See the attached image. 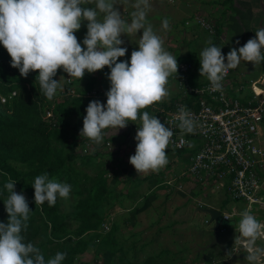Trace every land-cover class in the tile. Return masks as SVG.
I'll return each instance as SVG.
<instances>
[{"label": "clouds", "instance_id": "1", "mask_svg": "<svg viewBox=\"0 0 264 264\" xmlns=\"http://www.w3.org/2000/svg\"><path fill=\"white\" fill-rule=\"evenodd\" d=\"M132 7L129 19L120 10L121 0H0V45L20 76L26 78L30 72H38L35 80L49 101L62 89L64 78L54 79L58 69L79 82L86 71L109 68L106 103L89 102L79 137L100 144L129 123L139 121L135 154L129 157V163L136 173L144 174L158 172L168 164L166 150L174 132L157 116L142 110L170 97L167 85L170 77H176L178 63L148 21L149 0H135ZM84 21L87 31L81 43L75 33ZM161 29L170 30L168 18L162 20ZM139 32L142 35L136 40ZM122 35L133 37L138 50L132 51L129 61L117 62L127 52ZM198 60L200 77H205L214 91H222L226 74L242 61L254 67L264 62V28L257 29L255 37L242 47L230 49L226 57L221 47L209 40ZM175 119L184 133L195 131L196 119L185 106H180ZM14 186L11 179L3 185L8 219L0 223V264H62L65 252L58 251L46 260L38 246L25 243L22 233L27 230L32 211L26 197ZM32 188L35 204L47 202L49 207L58 197L69 199L72 192L70 184L50 179L47 173L36 176ZM239 216L235 240L245 243L248 264H257L264 258V247L257 245L264 235V224L248 209Z\"/></svg>", "mask_w": 264, "mask_h": 264}, {"label": "rangeland", "instance_id": "2", "mask_svg": "<svg viewBox=\"0 0 264 264\" xmlns=\"http://www.w3.org/2000/svg\"><path fill=\"white\" fill-rule=\"evenodd\" d=\"M122 1L124 0H121L120 10L125 17L130 19V13L133 10H129L130 6L124 5L126 2ZM129 1L130 3L135 2V0ZM186 1L187 0H149L151 10L147 18L157 34L162 37L165 50L177 57L178 67L181 63L189 67V79L191 83L201 84L208 81L205 77H200L199 75L200 64L198 60L199 53L201 49L206 46V42L211 40L213 44L221 47V52L225 57L230 49L236 48V43L234 41L230 42V39L226 40L224 37L222 38L220 25L214 18L206 20V17L204 18L202 15L199 17L213 28L212 31L206 28L205 30L204 27L198 24L196 25L195 22H193L194 20L185 14ZM180 3L182 5H179ZM163 5L170 6V9L164 10ZM174 8H178V10ZM160 10H164L165 13L168 12L169 16L176 12L180 13L175 23L170 21L171 25L168 31H163L161 29V23H158V14ZM155 16L157 17L155 18ZM86 25V21L82 22L81 28L75 33L78 41L81 43L86 35ZM217 28H219L220 31L218 37L216 34ZM141 35L142 32L137 33L136 40H138ZM121 39L124 41L122 46L127 48V52L124 57L118 58L117 62L121 60L129 61L132 51L138 50V46L133 37L122 35ZM242 46L243 44H240V47ZM109 73L110 69L107 67L94 73H88L86 71L82 79L78 82L75 78H69L68 74L65 73L63 69H58L54 79L59 80L63 77L67 80H61L62 89L58 90L53 100L49 101L45 96H39L37 101L39 117L42 119L43 117L45 118V112L47 110H51L56 105L67 101L69 98L72 99L85 94V92L86 95L84 98L87 101V105L93 100L106 103L107 98L105 93L110 88V83L107 79ZM180 78L181 74L178 68L176 77H170L167 85L170 91V97L142 111H149V108L153 111L154 107L172 105L181 99L182 88L179 85ZM263 80L264 62L254 67L251 62L242 61L236 69L230 70L229 88L231 92H229V95L231 97H238L242 102L251 101L254 95L252 91L253 87L256 94L260 95L263 93L259 90L260 83ZM68 89L72 92L70 96L65 94ZM92 92H95V94L91 95ZM88 94L91 95V97L87 98ZM85 115L86 112L82 114V119ZM135 124H139V121L129 123L126 128L122 129V135L126 134L127 136V134L130 133L127 128H132ZM67 133L68 136L66 141L69 150L65 148L63 153H60L59 156H71L68 164L69 166L73 165V171L70 170L72 175L69 174L68 171H65L61 173V178L56 176L49 177L50 179L54 178L59 182L68 183L72 186L69 199L64 200L59 197L57 198V202L60 205V216L70 221L76 220L85 224L87 222V216L97 214V216L101 218V221L97 222L95 219H92L89 223L95 225V230L86 232L82 237L71 236L66 240L54 242L49 240L47 236H44L39 240L38 245L46 260L53 257L55 253L59 251L65 252L66 254L71 252L75 253L72 257V264H132L130 259L136 258L137 261L133 264H211L214 262L212 260L207 262V260L202 258V254L197 252V249L194 247V244L201 245L205 238L203 232V218L207 215L199 212L196 213L194 231L191 230V234L189 235L175 233L172 237L165 238L164 243H166V247L170 250L166 249L163 251L155 247L149 249L147 252L149 253L150 258L148 259H151L150 261L148 259L145 260V255L139 258L140 254H143L144 251H138L134 247V249L131 250L129 248L130 246L128 248L120 246L121 249H117L116 246L119 244L114 245L113 241L117 243L118 237L120 238V243L127 242V245L137 243V233H123L121 230L120 227L122 226V222H124L125 219H129H123L122 214L127 209L136 210L141 205L143 206L144 198L152 199L155 197V194L158 193V195L162 196L160 199V206H158L161 208V214L165 216L171 209H174L173 213L179 216L181 214H186L187 211H192L193 207L219 208L225 200L223 197H226L222 187L200 185L194 182L193 179L183 175L185 167L182 166L183 160L180 162L176 161L180 160L178 159L179 156L177 153L168 155L167 152L169 162L158 172L141 174L136 173V170L130 165L129 157L132 155H129L126 149L113 152L119 145L116 144L112 146L113 143L108 137L100 144H97L99 148L96 149L94 147L96 143L85 137L84 139L83 136L79 137L72 129L68 128ZM107 142L112 144H110V151L113 154L108 153L109 150L105 149V143ZM84 151L86 152L84 153ZM97 151L101 153L98 155L99 157L95 156ZM188 152L189 151L184 153ZM116 153H118L117 156L119 155V157H117L115 161L113 157ZM98 159H101L106 164L104 167L105 176H101L99 182L95 184H91L90 181H84V175L88 177L94 176L95 166L89 164V162L93 160V163H95ZM177 167H179L180 170L176 171L175 168ZM19 169L24 171L27 170L25 166H20ZM78 172H80V174H78ZM147 179L150 180V182L153 181V179L158 182V191L154 190V186L152 187L150 182V185L147 187L143 184L141 185V183H144ZM21 182L27 184L28 178L21 180ZM262 192L264 195V187ZM132 196H137L141 202H133ZM4 198L5 197L0 196V223L7 222L6 215L1 212V207H4ZM244 204L245 206H241V209L251 208L250 211L258 209L257 205L248 207L247 203ZM104 226H107L109 230L105 231L103 229ZM42 228L44 230L43 226ZM210 232L212 233V231H209L207 234L210 235ZM187 238L189 240H187ZM140 241H142V238ZM105 254H107V256ZM217 256L218 255L212 257L217 260L219 259ZM215 262L217 263V261Z\"/></svg>", "mask_w": 264, "mask_h": 264}, {"label": "built area", "instance_id": "3", "mask_svg": "<svg viewBox=\"0 0 264 264\" xmlns=\"http://www.w3.org/2000/svg\"><path fill=\"white\" fill-rule=\"evenodd\" d=\"M194 22L204 29H213L199 17H195ZM178 68L181 99L170 109L153 108V115L174 132L166 152L182 154L189 151L183 175L200 185L222 187L227 200L244 202L248 207L264 204L259 197L264 186V80L259 86L263 93L256 94L253 87V99L242 102L229 95L230 71L222 81V91H214L209 81L192 85L186 64L181 63ZM65 94L70 96L72 92L68 89ZM15 96V91L7 96L0 92V104H6ZM180 106L194 114L197 126L193 133H184L178 127L175 115ZM51 117L52 111L47 110L45 118ZM127 130L130 133L124 145L113 152L126 149L129 155L135 154L136 127ZM110 144L107 142L105 149L112 153ZM103 229L109 230L107 226Z\"/></svg>", "mask_w": 264, "mask_h": 264}, {"label": "trees", "instance_id": "4", "mask_svg": "<svg viewBox=\"0 0 264 264\" xmlns=\"http://www.w3.org/2000/svg\"><path fill=\"white\" fill-rule=\"evenodd\" d=\"M219 33L217 28V37ZM10 65L11 59L0 45V92L6 96L13 91L16 92L14 98L4 105L0 104V196L6 197L3 185L9 179L15 182V191L25 195L29 209L32 211L27 222V230L22 233L25 243L31 242L39 247L38 242L44 236L54 242L66 240L71 236L82 237L86 232L95 230V225L89 222L92 219L100 222L101 218L97 214L89 215L86 217L85 224L81 221L67 220L60 216V205L57 201L53 207H49L47 202L42 205L35 204L32 184L36 176L45 173L49 177L58 178H61V173L65 171L72 175L70 170L73 171V165L68 164L71 156L60 157L59 155L67 148L68 128L79 135L83 127L82 114L87 107V101L84 98L86 92L56 105L51 109L52 117L42 119L39 117L37 101L40 95L42 97L44 95L38 81L35 80L38 72H30L25 78L20 76L18 69ZM173 104L162 107L170 109ZM148 112L153 115L150 108ZM98 146L94 144L96 149L99 148ZM99 154L101 153L97 151L95 156ZM89 164L95 166L94 176L84 175L83 180L90 181L91 184L98 183L101 176H105L106 164L101 159L95 163L91 160ZM20 166H25L27 170H20ZM27 178L28 183L23 184L21 180ZM1 212L6 215L7 221L4 207H1ZM73 254L75 253H68L62 264H72Z\"/></svg>", "mask_w": 264, "mask_h": 264}, {"label": "crops", "instance_id": "5", "mask_svg": "<svg viewBox=\"0 0 264 264\" xmlns=\"http://www.w3.org/2000/svg\"><path fill=\"white\" fill-rule=\"evenodd\" d=\"M133 3L134 2L130 3L129 0H126L124 5L130 6L129 10H134L132 7ZM179 5L182 4L180 3ZM163 9H170V6L163 5ZM174 9L178 10V8ZM164 10H160V13L158 14V23H162L164 18H168L169 21L173 23L178 20L177 18L180 14L179 12L169 16L168 12L165 13ZM185 11V14L190 16L192 20H194L195 17H200V15H202L204 18L206 17V20L209 18H214L215 21H217L220 25L222 38L224 37L226 40L230 39V42L234 41L235 43L236 41H239L238 44L236 43V48L240 47V44L244 45L249 39L254 38L257 29L264 28V0H187ZM156 17L157 16H155V18ZM122 133V129H120L116 136L109 138L113 145L117 144L120 147L124 145L126 134L122 135ZM171 153L173 152H168V155ZM117 154L118 153H116L113 157L115 161L117 160V157H119ZM189 154L190 153L178 154V159L180 160H176L178 162L183 160L182 166H184L185 169L187 168ZM175 170L177 171L180 169L177 167ZM149 182L150 180L147 179L144 183L142 182L141 185L143 184L145 187H147L152 184L151 186H154V190L158 191V182L154 179L150 182V184ZM262 189L259 193V197L263 201L264 195L262 194ZM161 198L162 196L158 195V193L155 194V197L152 199L144 198V205H141L138 209H136L137 211L133 209H127L122 214L123 219H129H125L124 222H122V226L120 227L121 230L123 233H137L138 238L136 240L138 241L137 243L127 245V242L120 243V238L117 237V243L116 241H113L114 245L119 244L116 246L117 249H121L120 246L125 248L130 246L129 248L131 250L135 248L138 251H144L143 254H140L139 258H141L142 255H145L144 258L146 260L150 258L149 253L147 252L149 249L153 247L159 248L163 251L168 249L166 247V243H164L165 238L172 237V235L175 233L186 235L191 234V230L194 229L195 225L197 213L195 208L197 207H193L192 211H187L186 214H181L179 216H176L173 213L174 209H171L169 213L164 216L160 212L161 208L158 207L160 206ZM223 199L225 200L222 202L219 208L211 207L212 209L220 211L222 213L223 219L226 218L225 220L227 222L225 223L222 231L219 233L218 239L220 245L207 248L213 239L211 232L210 235L207 234L209 231H211L212 225L208 223L209 217L204 215L203 232L205 238L201 245L194 244V247L197 249V252L202 254V258L207 260V262H209V260L214 261L211 264H248L246 261V255H248V252L246 250L245 243L235 240L236 236L238 235L235 229L240 219L239 213L243 211L244 208L241 209V206L244 207L245 204L244 202L229 201L225 197H223ZM132 201L137 203L141 202L137 196H132ZM257 206L258 209L252 210L251 213L255 215L262 224H264V204ZM250 209L251 208H248V210ZM141 238L142 241H140ZM187 240L189 239L187 238ZM257 245L264 247V235H262L257 240ZM202 248H205V250H201ZM215 255H218L217 257H219V259L215 260L212 257ZM148 260L150 261L151 259ZM130 261L133 264L137 261V258L130 259ZM215 261H217V263ZM257 264H264V258H261Z\"/></svg>", "mask_w": 264, "mask_h": 264}, {"label": "water", "instance_id": "6", "mask_svg": "<svg viewBox=\"0 0 264 264\" xmlns=\"http://www.w3.org/2000/svg\"><path fill=\"white\" fill-rule=\"evenodd\" d=\"M196 212H200L206 214L209 217L208 223L212 225V242L207 246V248H212L215 246H219V233L222 231L223 227L225 226L226 220L223 219L222 213L212 208H195ZM201 250H205L202 248Z\"/></svg>", "mask_w": 264, "mask_h": 264}]
</instances>
